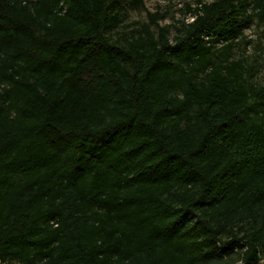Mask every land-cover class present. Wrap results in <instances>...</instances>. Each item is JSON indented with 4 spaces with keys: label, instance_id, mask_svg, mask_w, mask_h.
<instances>
[{
    "label": "trees",
    "instance_id": "trees-1",
    "mask_svg": "<svg viewBox=\"0 0 264 264\" xmlns=\"http://www.w3.org/2000/svg\"><path fill=\"white\" fill-rule=\"evenodd\" d=\"M122 1L0 0V264H264V0L119 41Z\"/></svg>",
    "mask_w": 264,
    "mask_h": 264
},
{
    "label": "rangeland",
    "instance_id": "rangeland-1",
    "mask_svg": "<svg viewBox=\"0 0 264 264\" xmlns=\"http://www.w3.org/2000/svg\"><path fill=\"white\" fill-rule=\"evenodd\" d=\"M141 2L142 5L139 8L133 7L128 0L121 2L120 23L111 35L113 40L123 41L146 24H150L154 31H156L155 26L168 28L169 39L172 40L175 35L174 29L178 28L182 22L189 20L188 11L196 6L197 0H141ZM152 20L155 22L154 24H152ZM219 47V43L215 44V48ZM231 59L242 62L247 70V82L254 86H263L264 39L262 26L253 22L249 28L243 30L242 36L233 47ZM212 264H241V261L236 253H232L224 261Z\"/></svg>",
    "mask_w": 264,
    "mask_h": 264
}]
</instances>
